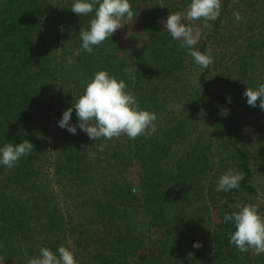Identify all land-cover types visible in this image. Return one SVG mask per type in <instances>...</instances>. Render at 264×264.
Here are the masks:
<instances>
[{
  "label": "trees",
  "instance_id": "obj_1",
  "mask_svg": "<svg viewBox=\"0 0 264 264\" xmlns=\"http://www.w3.org/2000/svg\"><path fill=\"white\" fill-rule=\"evenodd\" d=\"M156 1L130 3L138 14V5ZM159 4L148 44L126 63L99 47L76 55L78 32L92 14L72 13V0H0V145H34L17 167L0 165L3 263L29 264L41 247L63 245L78 264H264V254L229 243L224 221L236 202L264 215V114L242 98L245 88L264 83V0H221L219 18L195 45L211 55L207 68L160 31L169 3ZM114 41L115 33L102 44ZM100 70L125 80L140 106L157 115V131L102 147L92 141L86 155L77 141L87 135H71L57 121ZM69 123L76 124L74 112ZM101 154L120 171L138 167V198L108 190ZM230 168L243 173L239 188L215 191Z\"/></svg>",
  "mask_w": 264,
  "mask_h": 264
},
{
  "label": "clouds",
  "instance_id": "obj_2",
  "mask_svg": "<svg viewBox=\"0 0 264 264\" xmlns=\"http://www.w3.org/2000/svg\"><path fill=\"white\" fill-rule=\"evenodd\" d=\"M72 13L80 16H88L87 27L79 30L81 41L80 51L92 54L94 48L106 40H110L113 34L122 28L124 19H133L137 14L132 9L130 0H72ZM221 12V0H189L184 11L168 13L162 22L164 31L171 38L180 40V47L187 50L195 64L207 68L213 63L210 54L200 52L195 45L200 39L202 30H210V22L219 18ZM236 19H240L239 13H235ZM185 21H200L201 28L194 32L193 28ZM51 54V53H50ZM67 63H75L72 57H68ZM126 71V70H125ZM125 80L117 79L106 70L94 72L87 79L81 94L73 97L71 106L62 112L57 121V127L66 130L71 135H76L77 130L84 132L97 147H102L103 141L119 138L121 135L135 140L138 136L150 138L156 131L157 115L140 106L138 99L126 90ZM242 98H246V104L250 107L257 106L264 110V83L256 88H245ZM75 113L76 124H70ZM34 151V145L27 139L20 143L11 142L0 145V165L9 169L18 166V162ZM243 173L235 168L226 170L216 181L215 191L228 192L238 189ZM232 209L224 215V221L230 222L229 243L241 253L253 249L255 254H264V215H261L257 206L253 203L236 202L230 206ZM194 248H199L198 242L193 243ZM0 264L3 261L0 260ZM29 264H78L73 250L61 245L55 252L48 247H41L38 254L30 258Z\"/></svg>",
  "mask_w": 264,
  "mask_h": 264
},
{
  "label": "rangeland",
  "instance_id": "obj_3",
  "mask_svg": "<svg viewBox=\"0 0 264 264\" xmlns=\"http://www.w3.org/2000/svg\"><path fill=\"white\" fill-rule=\"evenodd\" d=\"M166 1L169 4H162V7L165 5V9L163 10L166 14V17L168 13L176 12V11H184L183 8V0H159L156 2L149 3V5H152L153 7L149 8L145 5H138L137 6V16L133 19H124L122 21V28L118 29L115 32V41L113 43L109 44H100L99 46L95 47V50L99 49L104 50L110 53H113L116 57L121 59L122 61L129 63L133 59V52L135 49L139 47H143L146 44H148L149 38L148 34L150 32V19L156 17L157 13L160 12L158 9V6L161 5L159 3H162ZM174 5L179 10H170L169 5ZM148 5V4H147ZM166 17L159 21L158 26L161 29L160 31H164L162 27V22L166 19ZM185 23L189 24L194 32L198 29L199 23L195 21H185ZM178 43L181 44L180 40H177ZM208 53V52H207ZM60 61H58L59 64ZM218 75V73H211L210 76ZM214 78V77H213ZM209 84H211V81H208ZM213 86V85H212ZM218 92L220 91L217 90ZM251 109L255 107H250ZM257 110L255 111H261V108L259 107V104L257 102ZM264 114V110H262ZM262 121L259 122V125L261 126ZM55 124L52 121H49L48 127L52 128ZM49 144L53 143L52 141L48 140ZM80 144V147L82 149V152L84 154H88L90 151L91 146L93 145L92 140H89L87 138H82L81 140L77 141ZM97 165L101 171L102 176L104 177V184L108 187V190L111 192H130L132 195H134L136 198H138V175L139 170L136 165L128 166L125 171H120V169L115 165V163L107 157L105 154H101L97 158ZM139 202H134V207H139ZM141 229V227H140ZM6 264V263H3Z\"/></svg>",
  "mask_w": 264,
  "mask_h": 264
}]
</instances>
